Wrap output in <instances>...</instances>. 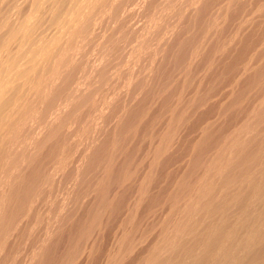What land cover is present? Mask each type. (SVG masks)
Listing matches in <instances>:
<instances>
[{"label": "rangeland", "instance_id": "374dc122", "mask_svg": "<svg viewBox=\"0 0 264 264\" xmlns=\"http://www.w3.org/2000/svg\"><path fill=\"white\" fill-rule=\"evenodd\" d=\"M128 1L129 2L127 4V0H119L117 5L118 7L120 4L118 7L119 9H116V12H114V15L116 16L113 19L116 21L119 20L121 24L118 22V26L117 22L115 23L112 17H109L111 20L108 18L109 20L107 21L110 22L113 20V22H103L101 24L102 26H99L100 29L105 27L104 24L107 23V30H110L107 31L106 27L103 28L104 30L102 29L99 32L103 39L101 38L97 44H94L96 48L94 45L90 47L94 50V54L96 53V55H94L90 49V53L92 55L87 53L88 58H86L87 56L83 58L82 61L85 62L80 63L82 65H80L78 69L79 72L78 70L77 72L76 70L73 71L76 74L79 73L80 76H77L79 74L76 75L72 73L73 75H71L70 78L75 80L78 77V79H76L78 81L77 83L80 82V84H82L81 87L79 86L78 88V84H72L71 81L73 80L70 79L67 89L72 87L74 89L72 88L70 89L71 92L69 90L67 92L73 93L72 97L74 100H76L74 101L68 96L66 93L67 89L64 90L65 87L63 88V86H65L64 84L60 88L61 90H64H62L63 92L60 93H65L63 94L64 99L67 98L65 96L66 94L68 98H70L69 100L68 98L65 99V101L67 100V103L69 101L68 105L69 107L71 106L70 110H75L74 113H72L73 111H68L69 113H67V111L65 112L64 110L67 107L64 108L63 106H67V103H65V101L63 102L64 99L62 98L63 105L60 102L62 95L58 94L60 97L58 98L60 100L57 99L56 105H61L57 107H61L63 105L61 107V112L64 113L65 116L67 115V117L71 113V116L68 117V123L66 122L67 119H63L65 117L63 115L62 121H60L61 123H59V121H53L52 125L56 124V126L54 125L52 127V121L48 123L49 127L51 126L50 129L56 128L58 132L56 130H50L48 124H45L46 126L43 125L44 127L42 128L41 125L38 130L35 129V133L31 136L32 138L30 137V141H32L35 136L36 138L38 136V140L41 142L38 140L37 141L39 143L43 142V145H40L42 147L36 149V146L40 147L38 144L34 147V145L38 143L35 138L34 142L36 143L34 145L31 144L33 142L30 143L35 149L30 147L28 139L26 142L24 141L25 143L21 149L22 151L24 150V154L26 153L25 156L31 151L28 150L27 147H29V149L31 148L33 152H31L32 155L28 153V155L30 154L32 157L27 155L26 159L25 156L23 158L25 162H28L29 160L30 163L26 162L27 165H25V162L22 161L21 166H19V169L21 170L16 169L17 172H14V175L12 176L13 180L10 178L12 181L8 179V181H11H9L10 183H8L7 180H0L2 182L0 183V201H2L0 202V216L4 217L3 219L0 217L2 220V223H0V264H155L157 261V264H160V258L159 260L157 258L161 257V259L163 258L162 261H164L169 253L167 248L171 249H168L171 251V255L169 253V256L172 257L173 254L174 257L172 258L175 259H173L174 263L171 261L172 259L168 257L165 259L166 262L164 261V263L161 261V264H168L169 261H171L172 264H180V262L181 264H185L189 260L188 254L190 251L200 252L201 250V252H203V247L201 246H203V242H206L207 240H200L202 243H198V241L196 243L195 240H187L189 243L181 240L178 241V237L175 238L176 234H178V230L180 229L181 231H184V229L188 230L189 228L191 231H196L195 234L200 238V236L203 235L201 233L203 231V225H205L204 219L206 218L208 222H210V219H208L210 214L207 215L208 217L203 215L205 217L203 219L198 211H196L198 207H201L204 204V206L206 205L205 208L208 207L207 209L210 210L212 209L211 206L216 204H213V202H221L228 198V193L226 192L228 190H226V188L221 189L223 193L220 190L219 192L217 191V189L220 188L219 185H221V179L217 178V180L220 179L219 182L213 179L215 177H219L215 172L219 168L218 165H220V167L222 166V169H227V171L230 172L233 168H229L230 164L235 163L239 166V164L236 162L237 159L241 160L242 158L248 157L249 159H247L250 160L253 157L254 161H259V157L261 158L262 155V157H264V113H262V111H264V0H131L132 2H136V4H133L130 2V0ZM132 5L136 6L132 7ZM125 9L128 10L126 11ZM132 9H134V11ZM125 11L128 12V14ZM123 13H126L127 16L125 14L123 15ZM112 24H117V28L115 25L112 26ZM99 30L97 29V31ZM115 31H121L119 33L122 35H118V33H115ZM126 31L127 33H124ZM103 34H105V36H103ZM153 34L154 36H152ZM135 38L137 39L136 41ZM158 39L160 40L159 43L161 42L160 44L155 42L158 41ZM127 41L131 42V44ZM110 42H113V45ZM155 43L158 44L159 49L158 47L154 46L156 45ZM110 44L112 48L110 47ZM132 44L135 46L130 47ZM104 45L105 49H103ZM152 45L154 48H151ZM99 46H101V49L104 51H107L108 55H110L111 51L113 50L111 55L114 59L115 57L117 58V60L114 61V63L117 62V64L115 63L116 66L112 61L114 59L111 57V55L110 57L105 55L107 52L104 53L102 51L104 54H102L104 59L102 56H100L101 54ZM114 46V49L117 51H114ZM136 46L140 52H142V49L144 54L138 52L139 50L136 49ZM106 47H109L111 51ZM149 47L157 54L154 52L151 53ZM155 47L157 48V51ZM132 48H135L137 51L135 49L134 50L137 53L132 50ZM97 49L99 51L98 53L96 52ZM126 50L128 51L127 53ZM129 50L132 51L129 52ZM85 52H89V50L86 49ZM127 54H129L130 57L129 55L127 56ZM97 55L98 57L100 56L99 58H102L103 61L109 60L108 62H112L111 65L113 66L108 67L110 63L108 64L107 61L105 63L99 58H96L97 60L94 59L97 57ZM144 55L145 57H143ZM89 56H92V59ZM134 56L137 60H134ZM136 56L139 57V60L141 61H139ZM118 58H122L121 61H118L120 60ZM130 58L133 60L131 61ZM89 59L94 62L90 63L91 61H89ZM99 60L101 63L103 62V64H107V70L104 68L105 65L99 64ZM129 60L131 65H128L127 63ZM136 61L139 62V64H137ZM96 62H98L97 64L99 66L96 64ZM93 64L96 65L99 72L96 70L95 65L92 66ZM117 65L119 68L121 67L120 69H122L123 72L119 68H116L118 67ZM89 66L94 70L89 68ZM128 66L129 68L131 66L129 71L132 72V74L127 72L129 69ZM87 68L91 69L92 71H89ZM111 68H116V71L113 69L115 72H117L119 69V73L122 72L131 76L134 75V78L137 74L136 77H139L135 80L131 76L129 78V75H127V79L126 75L124 76V74L121 77L120 75H122V73H116L115 75H112L114 71ZM80 70H82L84 75L80 72ZM85 71H89L91 73L90 75L89 72H87V75L89 74L92 80L89 79V75L87 78ZM103 72L108 73L104 74ZM95 75H97L98 78ZM83 76L85 79L90 80L89 82L91 86H89V82L85 79H83L85 80V83H83L84 81L81 80ZM97 79H102L103 81L101 82L103 83L105 79L108 80V82L105 80L107 83L104 84H109L110 81H116L121 86L117 85L116 82V85H112L110 82V86L108 85L109 88L107 85L105 87L103 83L102 85L104 86H101V82H97ZM125 79L129 80V82ZM91 81L97 82L100 86L97 83V85H94V82L91 83ZM83 84H85L84 86L86 88L88 86L89 87L86 89ZM122 84L124 85L123 89L121 88ZM93 86H99V91L96 92L98 89H94ZM117 86H120L121 90L126 89V91L124 90L121 93L119 91L120 88ZM101 87H104V89ZM77 88L83 89H80L79 91ZM89 88H92L90 90H92L93 94L92 92H89ZM116 88H119V90L116 91ZM60 89L59 91L61 92ZM108 89H113L114 92H116V95L111 90L110 95L113 97L110 96L109 93H105L106 96H104L103 91L110 92ZM72 90L78 92L75 93ZM83 91L87 95L89 93L90 94L87 96L83 93ZM133 91H135V94H132ZM80 92L83 94L81 95ZM94 92H96L97 95ZM100 93L101 98L103 96L104 99L108 100L107 103H109L110 106L106 103V100L103 98V100L98 98L100 97ZM94 94L98 97L94 98ZM92 95L94 97H92ZM80 96H82L83 102L85 101L88 107L86 105L84 107L83 105H81L82 107L80 106V104H83V102H80L82 101L81 98H79ZM86 96L89 99V102L87 101ZM89 96L91 99H96L95 101L96 103L98 102V105L95 103V101L94 103L96 105L92 103L93 100L91 101ZM113 98L117 101L114 100L113 102ZM72 100L75 102V104L70 102ZM70 103L72 105H70ZM101 103H103L102 106L99 105ZM104 104H106L107 107H105ZM94 105L96 109H94ZM76 106H79L78 109ZM97 106H100L101 111ZM80 114L83 116L81 117L82 120L79 118ZM92 114L94 115L92 116ZM101 114L103 117H106V119H103ZM76 117L77 120L75 119ZM100 117H102L104 121L101 120ZM87 118L92 121L95 118V122L99 118L100 122H96V125L94 124L95 126H98L104 122L105 125L102 124L100 125L101 128L97 127L96 129V127L93 125L94 121L92 123V121L87 120ZM63 121L64 123L66 122V124H62ZM73 121L74 124L72 125L71 123H73ZM75 122L77 123L76 125ZM60 124H62V127L67 125L68 128L66 127V129H64L65 127L62 128ZM80 124H83V126ZM74 125L75 127H73ZM57 126L60 130L57 128ZM78 127L82 130H77ZM93 127H95L94 129L96 130H94ZM43 128L47 129L48 132ZM42 130L45 131V133L47 132L46 137ZM83 130H85V132ZM251 130L253 131L251 132ZM49 131L50 133L53 131V133L50 134ZM75 131L78 133V136L75 134ZM89 132L91 133V139L93 138L92 141L89 137ZM92 132H94V135ZM234 132L237 135H235ZM70 133H74V136L76 135L74 139L72 138L73 135H71L72 137L70 136ZM233 135L237 136V139ZM128 136H131L132 138H129ZM226 137H230L229 140L231 142L229 140L226 142V139H228ZM75 140L78 141V144ZM235 140H237L236 143ZM240 141H242V143H240ZM70 142L72 143V146L74 145V147H70ZM237 142H239L240 145ZM26 143L27 146H25ZM65 143L68 144L67 147ZM231 143L233 145H231ZM60 144L63 145V147ZM225 145H230V147H228L230 149L231 146H236L234 147L236 150L232 148L231 151H228L229 149H227ZM222 148L224 153H221L220 149ZM64 150L68 152V155L70 152V156L73 159L72 161L70 156H68L69 158L65 157L67 154H63ZM35 151L37 153H35ZM60 151L62 152V157L60 155L59 158L58 154L61 153ZM114 151L117 152L115 153ZM219 152L221 153L220 155ZM256 153H258L260 156H257L258 154L256 155ZM218 155L221 157L219 158ZM237 155H240V157ZM230 156L234 157L232 158L233 160ZM256 156L258 158H256ZM38 158L40 160H38ZM62 158H64L65 161L69 159L67 160V162H69H64ZM226 158L228 160H225ZM58 159L62 165L58 162ZM23 162L25 166L23 165ZM63 163H65V165ZM209 164L210 168L213 165L216 166L215 168L213 166L211 169L213 171L210 170ZM224 164L226 165V168ZM30 167H32V169ZM206 169L208 171H206ZM238 169H235L234 171L236 172ZM234 171L232 170V173L230 172L232 176L234 175L233 173H235ZM208 172L214 173L209 175ZM54 177H56V180ZM15 178L18 179L16 180ZM206 178L207 184L205 183ZM211 178L213 180L212 182L209 180ZM198 180L201 182L199 183ZM6 181L8 183L7 185ZM213 182L215 186L211 184ZM216 182L219 183V185ZM2 184L4 185L3 188ZM202 184H204L206 190L211 189L212 194V190H214V188L218 185V188L214 190L216 191L214 193V200V194L212 195L211 201H208L209 199L206 197L207 193L204 194V192L200 191L204 187ZM208 184H210V186H208ZM201 186L203 187L201 188ZM199 187L201 189H199ZM224 189L226 191H224ZM198 190L201 192V194L198 193ZM224 192H226L227 195L226 193L224 194ZM184 196L187 198L182 199ZM193 196L195 199H193ZM191 197L192 200H195V203L192 202ZM204 197L205 202L203 199ZM206 201L209 204L206 203ZM176 202H178V204ZM190 202L195 205L193 206V204ZM184 204L188 206L185 207ZM191 208L192 211L190 215ZM195 211L197 214H194ZM188 212L189 214L187 215L186 213ZM261 212L262 210H259L260 214ZM192 213L194 216L196 215L194 218L200 216V218L203 219V222L200 220V218L186 220L193 217ZM183 221L187 224L182 223ZM213 226L215 225L213 224ZM213 226H210L211 229ZM174 229L177 231H174ZM181 231L179 233H181ZM171 235L175 239L172 238ZM243 235L240 237L242 238L245 236ZM168 237H170L171 240L168 239ZM46 238L47 240H45ZM241 238H238L237 240H240ZM177 241L179 244L176 243ZM163 243H167V245L169 244L168 247ZM181 243H185L183 244L185 246H183ZM177 244L182 248H180ZM200 244L201 246L199 247ZM160 245H164L165 248ZM171 245H173V247H177L172 248ZM160 247H163L164 249L162 248L161 251ZM159 248L160 250H158ZM177 248L179 250H177ZM164 250L166 251L164 252ZM172 250L180 252L179 254V252L177 253L175 251L177 255L179 254V262L177 261L178 256L175 257L176 255H174ZM155 251L162 253H160V255ZM165 253L166 256L164 255ZM151 259L154 260L149 262ZM180 259L182 261H180Z\"/></svg>", "mask_w": 264, "mask_h": 264}, {"label": "bare ground", "instance_id": "6f19581e", "mask_svg": "<svg viewBox=\"0 0 264 264\" xmlns=\"http://www.w3.org/2000/svg\"><path fill=\"white\" fill-rule=\"evenodd\" d=\"M145 1V0H144ZM164 1V0H163ZM118 2H119V0H0V180L2 181V180H7L8 181V179H12V176L14 175V172H17V170L19 169V166H21V162L22 161H24V156H25V154L23 153V151H22V147H23V144L26 142V140L28 139L29 140V145H30V147H32L36 142H34V140L36 139V141L38 140V136H37V138H36V136L33 138V140L32 141H30L31 140V136L35 133V129H39V127L41 126V128L42 127H44V126H46L45 124H48L50 121H52L51 122V125L53 124V121H59V123H61L60 121H62V118H63V115L65 116V114L64 113H62L61 111H62V109H61V107L64 105L63 103H62V100L64 99V97H63V94H65V93H63V94H60V93H62L65 89H67L68 88V86H69V81H70V79H72V78H70L71 77V75H73L72 73H74L73 71L74 70H76V72H77V70L79 69V67H80V65H82V64H80V63H82V62H85V61H82L83 60V58L85 57V56H87V53H90L91 51H90V49L92 50V53L94 54V50L92 49V48H90L92 45H94V44H97L98 43V41L102 38V35L99 33L103 28H105L106 27V24L107 23H105L104 25H105V27H102V29H100V25L103 23V22H105V21H107V20H109L111 17H112V19L113 18H115V16L116 15H114V12H116V9H119L118 7L120 6V4H119V6L117 7V5H118ZM126 2V1H125ZM128 0H127V4H128ZM130 2H132L131 0H130ZM168 2V1H167ZM188 2V1H187ZM124 3V2H123ZM122 3V4H123ZM133 4H136V2H132ZM164 3V2H163ZM172 3V2H171ZM125 4V3H124ZM165 4V3H164ZM162 5V4H161ZM167 5V4H166ZM126 6V5H125ZM134 5H132V7H133ZM136 6V5H135ZM134 6V7H135ZM171 6V5H170ZM174 6V5H173ZM177 6V5H176ZM190 6V5H189ZM117 7V8H116ZM123 7H124V5H123ZM186 7V6H185ZM126 8H127V6H126ZM164 8V7H163ZM173 8V7H172ZM129 9V8H128ZM127 9V10H128ZM126 10V9H125ZM126 10V11H127ZM129 10H131V9H129ZM133 11H134V9H132ZM155 10V9H154ZM174 10V9H173ZM181 10V9H180ZM264 10V9H263ZM125 11V12H126ZM148 11V10H147ZM159 11V10H158ZM120 12V11H119ZM123 12V11H122ZM121 12V13H122ZM131 12V11H130ZM174 12V11H173ZM258 12V11H257ZM121 13H118V14H121ZM127 14H128V12H126ZM126 13H123V15L125 14L126 15ZM132 13V12H131ZM157 13V12H156ZM162 13V12H161ZM158 14V13H157ZM110 15V16H109ZM112 15V16H111ZM137 15V14H136ZM177 15V14H176ZM205 15V14H204ZM127 16V15H126ZM110 17V18H109ZM109 18V19H108ZM141 18V17H140ZM147 18V17H146ZM152 18V17H151ZM162 18V17H161ZM174 18V17H173ZM177 18V17H176ZM167 19V18H166ZM111 20V19H110ZM114 20V19H113ZM113 20L112 21H107L108 23H111V22H113ZM129 20V19H128ZM115 21V23L117 22V24H118V22H119V20H114ZM132 21V20H131ZM152 21V20H151ZM170 21V20H169ZM129 22V21H128ZM150 22V21H149ZM156 22H157V20H156ZM120 23V22H119ZM152 23H153V21H152ZM116 24V25H117ZM121 24V23H120ZM134 24V23H133ZM154 24V23H153ZM157 24H158V22H157ZM169 24V23H168ZM215 24V23H214ZM103 25V26H104ZM115 24H112V26H114ZM116 25H115V27H116ZM126 25V24H125ZM124 25V26H125ZM162 25H164V24H162ZM102 26V25H101ZM111 26V25H110ZM118 26H119V24H118ZM122 26V25H121ZM148 26V25H147ZM151 26V25H150ZM107 28L108 27H106V30H107ZM117 28V27H116ZM116 28H114V29H116ZM127 28V27H126ZM156 28V27H155ZM158 28V27H157ZM162 28V27H161ZM97 29L99 30V31H97ZM121 29H122V27H121ZM146 29H147V27H146ZM202 29V28H201ZM104 30V29H103ZM108 30H110V29H108ZM107 30V31H108ZM145 30V29H144ZM148 30V29H147ZM151 30V29H150ZM154 30V29H153ZM117 31H118V29H117ZM117 31H115V33L117 32ZM135 31V30H134ZM142 31V30H141ZM209 31V30H208ZM103 32V31H102ZM119 32H121V31H119ZM119 32H117L118 33V35L119 34H121V33H119ZM124 33H127V31L126 32H124ZM148 33H150V32H148ZM168 33V32H167ZM206 33V32H205ZM170 34V33H169ZM192 34V33H191ZM122 35V34H121ZM121 35H120V38H121ZM129 35V34H128ZM134 35V34H133ZM158 35V34H157ZM161 35H165V34H161ZM103 36H105V34H103ZM111 36H113V35H111ZM126 36V35H125ZM150 36H151V34H150ZM150 36H148V37H150ZM152 36H154V34L152 35ZM156 36V35H155ZM159 36V35H158ZM119 37V36H118ZM129 37V36H128ZM141 38V37H140ZM160 38H161V36H160ZM163 38V37H162ZM166 38V37H165ZM103 39V38H102ZM123 39H124V37H123ZM128 39H130V38H128ZM127 39V40H128ZM204 39V38H203ZM121 40V39H120ZM125 40V39H124ZM123 40V41H124ZM134 40V39H133ZM137 39L135 38V41H136ZM109 41V40H108ZM130 41V40H129ZM129 41H127L128 43H130L131 44V42H129ZM134 41V42H135ZM140 41V40H139ZM154 41V40H153ZM152 41V42H153ZM159 39H158V41H155V42H158L159 43ZM161 41H162V39H161ZM230 41V40H229ZM107 42V41H106ZM118 42V41H117ZM141 42V41H140ZM151 42V43H152ZM102 43H104V42H102ZM102 43H101V45H102ZM111 43V42H110ZM113 43V42H112ZM111 43V44H112ZM120 43V42H119ZM127 43V44H128ZM133 43V42H132ZM136 43V42H135ZM134 43V44H135ZM137 43H139V42H137ZM148 43V42H147ZM161 43V42H160ZM159 43V44H160ZM163 43H164V41H163ZM198 43V42H197ZM111 44H110V47L112 48V46H111ZM134 44H132V46H130V47H133V46H135ZM143 44V43H142ZM156 44V43H155ZM113 45V44H112ZM121 45V44H120ZM154 45V44H153ZM151 46V48H154V46H156V47H158V49H159V46H158V44H156V45H154V46ZM162 45V44H161ZM246 45V44H245ZM95 46V45H94ZM93 46V47H94ZM107 46H108V44H107ZM138 46V45H137ZM137 46H136V49H137ZM150 46V45H149ZM204 46V45H203ZM126 47V46H125ZM155 47V48H156ZM95 48H96V46H95ZM97 48H98V46H97ZM106 48H108L110 51H111V49L109 48V47H106ZM115 48V46L113 47V49ZM117 48V47H116ZM123 48V47H122ZM129 48V47H128ZM143 48H144V45H143ZM150 48V47H149ZM148 48V49H149ZM151 48H150V50H151ZM199 48V47H198ZM207 48V47H206ZM86 49H88L89 50V52H85L86 51ZM99 49H100V56H102V51L104 52V53H106L107 51H104L103 49H105V45H104V48L103 49H101V46H99ZM135 49V48H134ZM133 48H132V50H134ZM135 49V50H136ZM147 49V50H148ZM107 50V49H106ZM125 50V49H124ZM132 50H129V52H131ZM134 50V51H135ZM137 50H139V49H137ZM136 50V51H137ZM146 50V51H147ZM149 50V51H150ZM199 50V49H198ZM110 51H109V53H110ZM114 51H117L116 49H114ZM133 51V52H134ZM135 51V52H136ZM141 51L142 52H140V50L138 51V52H140V53H142V54H144V52H143V50L141 49ZM144 51H145V49H144ZM156 51H157V48H156ZM97 53L99 52L98 51V49H97V51H96ZM112 52H113V50L111 51V54H112ZM128 51L126 50V53H127ZM132 52V53H133ZM152 52H154V51H152L151 50V53ZM115 53V52H114ZM124 53H125V51H124ZM137 53V52H136ZM135 53V54H136ZM149 53V52H148ZM154 53H156V52H154ZM110 54V55H111ZM130 54V53H129ZM129 54H127V56L129 55ZM157 54V53H156ZM159 54V53H158ZM194 54V53H193ZM89 55V54H88ZM90 55H92L91 53H90ZM94 55H96V53L94 54ZM104 55V54H103ZM106 56H109L110 57V55H108V52L105 54ZM115 55V54H114ZM120 55V54H119ZM131 55V54H130ZM130 55H129V57H130ZM133 55H134V53H133ZM146 55V54H145ZM145 55L143 56V57H145ZM149 55V54H148ZM152 55V54H151ZM99 56V57H100ZM105 56V57H106ZM117 56V55H116ZM138 56V55H137ZM136 56V58H138V60L140 59L139 57H137ZM156 56V55H155ZM162 56V55H161ZM90 57V56H89ZM98 57V55H97V57H95L94 58V56H93V58L94 59H98L99 58ZM103 57V56H102ZM109 57H108V59H109ZM111 57H112V55H111ZM118 57V56H117ZM143 57H142V59H143ZM147 57V56H146ZM152 57V56H151ZM194 57V56H193ZM86 58H88V56L86 57ZM91 59H92V56L90 57ZM107 58V57H106ZM105 58V59H106ZM113 58V57H112ZM111 58V59H112ZM132 58V57H131ZM130 58V59H131ZM153 58V57H152ZM96 59V60H97ZM101 61H103V59H104V57H103V59L102 58H99ZM114 59V58H113ZM118 59H120V58H118ZM122 59V58H121ZM121 59L120 60H118V61H121ZM146 59V58H145ZM189 59V58H188ZM193 59V58H192ZM99 60V61H100ZM115 60H117V58L115 57V59L114 60H112L113 61V63H114V61ZM133 59H131V61H132ZM134 60H137V59H135V56H134ZM147 60V59H146ZM154 60V59H153ZM88 61V60H87ZM89 61H91L90 63H93L92 62V60H90L89 59ZM101 61H100V63L99 64H102V65H105V69L107 70L108 69V67L109 66H113V65H111V63L110 62H108L107 60V62H108V67H106L107 66V64H105L106 63V61H103V62H105L104 64H103V62L101 63ZM111 61V60H110ZM139 61H141V60H139ZM151 61V60H150ZM230 61V60H229ZM263 61V60H262ZM137 62V61H136ZM185 62V61H184ZM98 62H96V64H97ZM116 64H117V62H115ZM114 63V64H115ZM122 63H123V61H122ZM121 63V64H122ZM125 63V62H124ZM128 63V65L131 63L130 62V60H129V62H127ZM132 63H135V62H132ZM141 63V62H140ZM116 64H115V66H116ZM137 64H139V62H137ZM95 64H93L92 66H94ZM98 65V64H97ZM124 65V64H123ZM122 65V66H123ZM131 65V64H130ZM84 66V65H83ZM99 66V65H98ZM114 66V67H115ZM118 66V65H117ZM119 66H120V64H119ZM119 66L118 67H116V68H119ZM126 66V65H125ZM82 67V66H81ZM87 67V66H86ZM101 67V66H100ZM89 68H91L90 66H89ZM89 68H87V69H89ZM95 68H96V70H97V67H96V65H95ZM116 68H113L115 71H116ZM121 68V67H120ZM119 68V69H120ZM123 68V67H122ZM128 68H129V66H128ZM130 68H131V66H130ZM130 68L127 70V72H130L129 70H130ZM189 68V67H188ZM85 69V68H84ZM86 69V70H87ZM92 69V68H91ZM91 69H89V71L91 70ZM101 69H103V68H101ZM101 69H99V70H101ZM104 69V70H105ZM112 69V68H111ZM110 69V70H111ZM112 69V70H113ZM118 69V71H122V69H120L119 70ZM133 69V68H132ZM83 70V69H82ZM82 70H80V72L82 73ZM92 70H94V69H92ZM91 70V71H92ZM95 70V71H96ZM103 70V71H104ZM113 70V71H114ZM125 70V69H124ZM144 70V69H143ZM189 70V69H188ZM89 71H87V72H89ZM98 71V70H97ZM112 71V72H113ZM114 71V73L112 74V75H115L116 73L118 74L119 72L117 71V72H115ZM133 71V70H132ZM136 71V70H135ZM78 72H79V70H78ZM83 72H84V70H83ZM87 72L85 71V74H86V76H87V78H88V75L90 74L91 75V73L89 72V74L87 75ZM99 72V71H98ZM98 72H97V74H98ZM110 72V71H109ZM123 72V71H122ZM121 72V73H122ZM134 72V71H133ZM144 72V71H143ZM191 72V71H190ZM94 73V72H93ZM104 74H107L108 72H103ZM121 73H119V74H121ZM135 73V72H134ZM146 73V72H145ZM144 73V74H145ZM74 74H76V73H74ZM77 74H79V73H77ZM76 74V75H77ZM83 74V73H82ZM81 74V75H82ZM95 74H96V72H95ZM102 74V73H101ZM111 74H110V76H111ZM123 74L124 73H122V75H120L121 77L123 76ZM129 74H132V72H130ZM129 74H124V76L126 75V79L128 78V76L127 75H129ZM208 74V73H207ZM84 75V74H83ZM90 75H89V79H91L92 80V78L90 77ZM92 75H94V74H92ZM109 75V74H108ZM107 75V76H108ZM137 75V74H136ZM136 75H135V78H134V75H129V78H130V76L131 77H133L135 80L139 77V76H137L136 77ZM142 75V74H141ZM181 75V74H180ZM77 76H80V74L79 75H77ZM95 76H97V75H95ZM119 76V75H118ZM185 76V75H184ZM73 77V76H72ZM120 77V78H121ZM168 77V76H167ZM170 77V76H169ZM74 78H75V76H74ZM80 78V77H79ZM95 78V77H94ZM97 78H98V76H97ZM124 78V77H123ZM76 79H78V77L76 78ZM73 80V81H71L72 82V84H74V83H77L78 81L77 80ZM83 79H85L84 78V76H83V78L81 79V80H83ZM99 79H100V77H99ZM125 79V80H126ZM143 79V78H142ZM80 80V79H79ZM86 81H90V80H88V79H85ZM85 80H83L84 82L83 83H85ZM98 80V79H97ZM106 80V79H105ZM105 80H104V83H107L108 82V80H106L107 82H105ZM262 80V79H261ZM75 81V82H74ZM101 82V81H103L102 79L101 80H98L97 82ZM126 81H128L129 82V80H126ZM134 81V80H133ZM133 81H132V83H133ZM142 81V80H141ZM184 81V80H183ZM255 81V80H254ZM259 81V80H258ZM87 82V83H88ZM94 82V85L97 83V82H95V81H93ZM92 81H91V83H93ZM111 82V84L113 85V84H115V82H113V81H110ZM110 82H109V84H110ZM123 82H125V81H123ZM260 82V81H259ZM262 82V81H261ZM102 83L103 82H101L100 83V85L101 86H104L105 85V87H106V85H107V87L109 88V84H104V85H102ZM117 83V85H120V84H118V82H116ZM140 83H142V82H140ZM145 83V82H144ZM65 85V86H63V88H64V90L62 91L60 88L62 87V85ZM78 84V88H79V86L81 87V84H80V82L79 83H77ZM80 84V85H79ZM89 84H90V82H89ZM98 84V83H97ZM96 84V85H97ZM143 84V83H142ZM190 84V83H189ZM71 85V84H70ZM74 85H76V84H74ZM73 85V86H74ZM85 84H83V86H84ZM88 85V84H87ZM93 85V84H92ZM99 85V84H98ZM99 85V86H100ZM109 85V86H108ZM116 85V84H115ZM125 85H126V83H125ZM128 85H129V83H128ZM135 85H138V84H135ZM258 85V84H257ZM82 86V87H83ZM89 86H91V84L89 85ZM88 86V87H89ZM99 86H93V88L95 89V88H97L98 89V87ZM121 86V85H120ZM120 86H117V87H119L120 88ZM123 84H122V89H123ZM127 86V85H126ZM125 86V87H126ZM134 86V85H133ZM132 86V87H133ZM145 86V85H144ZM74 87H76V86H74ZM85 87V86H84ZM83 87V88H84ZM87 87V88H88ZM114 87V86H113ZM134 87H136V86H134ZM138 87V86H137ZM73 88V87H72ZM72 88H69V89H67L66 90V93L68 94V96L70 97V98H72L73 99V93H70L71 91H70V89H72ZM77 88V90H79L80 91V89H83V88H80V89H78ZM86 88V87H85ZM86 88V89H87ZM102 88V87H101ZM112 88V87H111ZM119 88L117 89L116 88V91H118L119 90ZM121 88H120V92L122 93V91H126V89H124V90H121ZM188 88V87H187ZM59 89L61 90V92L59 91ZM74 89V88H73ZM90 89H92V88H89L88 90H90ZM99 89H100V87H99ZM99 89L96 91V92H98L99 91ZM102 89H104V87L102 88ZM107 89V88H106ZM129 89V88H128ZM127 89V90H128ZM138 89V88H137ZM70 91V92H67V91ZM109 90V89H108ZM112 90V92H114V90L113 89H111ZM111 90H109L110 92H106V91H103V95L104 96H106L105 95V93H109V95H110V93H111ZM139 90V89H138ZM72 91H74V90H72ZM86 91V90H85ZM93 91H95V90H93ZM100 91H102V90H100ZM130 91V90H129ZM128 91V92H129ZM140 91H141V88H140ZM144 91V90H143ZM167 91V90H166ZM174 91V90H173ZM208 91V90H207ZM75 92V91H74ZM76 92H78V91H76ZM75 92V93H76ZM87 92V91H86ZM90 93L92 92V90H90L89 91ZM96 92H94V93H96ZM135 91H133V93L132 92H130V93H132V94H135L134 93ZM194 92V91H193ZM264 92V91H263ZM74 93V94H75ZM81 93V92H80ZM83 93H84V91H83ZM83 93H81V95L83 94ZM88 93V92H87ZM89 93V94H90ZM102 93V92H101ZM101 93H100V97H98V96H96L97 95V93H96V95H95V97L92 95V97H94V98H96V97H98L99 99L101 98ZM125 93V92H124ZM164 93V92H163ZM177 93V92H176ZM187 93V92H186ZM58 94L59 95H62L61 96V98L58 96ZM67 94L65 95L67 98H68V96H67ZM70 94V95H69ZM85 95H87L86 93H84ZM88 94V95H89ZM92 94H93V92H92ZM114 94L116 95V92H114ZM126 94H127V92H126ZM148 94V93H147ZM78 95V94H77ZM87 95V96H88ZM99 95V94H98ZM107 95L108 97H110V96H112V95ZM114 95V96H115ZM119 95H121V94H119ZM79 96V95H78ZM87 96H86V98H87ZM91 96V95H90ZM89 96V98L91 99V97ZM241 96V95H240ZM239 96V97H240ZM61 99H59V98ZM75 97V96H74ZM107 97V98H108ZM113 97V96H112ZM119 97V96H118ZM63 98V99H62ZM67 98H65V99H67ZM70 98H68V100L70 99ZM79 98H81V100H82V96H80ZM84 98V97H83ZM85 98V99H86ZM102 98H103V96H102ZM101 98V100H103ZM117 98V97H116ZM57 99H59L60 100V102L63 104L61 107H57V106H59V105H61V104H57L56 105V102H57ZM65 99L63 100V102L65 101ZM108 99H110V98H108ZM123 99V98H122ZM132 99V98H131ZM176 99V98H175ZM189 99V98H188ZM251 99V98H250ZM74 100V99H73ZM73 100L72 101H70L71 103L73 102ZM76 100V99H75ZM74 100V101H75ZM93 100V102L92 103H94V101L96 100V99H91V101ZM98 100V99H97ZM104 100H106V99H104ZM112 100V99H111ZM114 98H113V102H114ZM126 100V99H125ZM80 101V100H79ZM87 101L89 102V99L87 98ZM91 101H90V103H91ZM100 101V100H99ZM110 101V100H109ZM115 101H117V100H115ZM198 101V100H197ZM243 101V100H242ZM60 102H58V103H60ZM80 102H83V100L82 101H80ZM88 102H87V104H88ZM108 102V100H106V103ZM146 102V101H145ZM186 102V101H185ZM194 102V101H193ZM65 103H67V100L65 101ZM68 103H69V101H68ZM68 103H67V106H63L64 108L65 107H67V108H65V112L67 111V113H69L68 111H73V110H70L71 108V106L69 107V105H68ZM70 103V105H72ZM74 104H75V102H73ZM79 103V102H78ZM95 103H96V101H95ZM94 103V104H95ZM98 103V102H97ZM96 103V104H97ZM100 103V102H99ZM122 103V102H121ZM120 103V104H121ZM151 103V102H150ZM208 103V102H207ZM238 103V102H237ZM73 104V105H74ZM80 104V103H79ZM95 104V105H96ZM108 105H109V103H107ZM133 104V103H132ZM260 104V103H259ZM81 105H83V107L86 105V103H85V101L83 102V104H80V106ZM95 105H94V109H96V107H95ZM98 105V104H97ZM99 105H103V103H101V104H99ZM105 105V107H107L106 106V104H104ZM236 105V104H235ZM87 106V105H86ZM110 106V105H109ZM119 106V105H118ZM255 106V105H254ZM264 106V105H263ZM263 106H261V107H263ZM73 107V106H72ZM77 107V106H76ZM79 107V106H78ZM78 107H77V109H78ZM82 107V106H81ZM81 107H80V109H81ZM88 107V106H87ZM92 107H93V105H92ZM91 107V108H92ZM98 108H100V106H97ZM69 108V109H68ZM97 108V109H98ZM109 108V107H108ZM111 108V107H110ZM123 108V107H122ZM128 108V107H127ZM194 108V107H193ZM73 109V108H72ZM76 109V108H75ZM77 109H76V111H77ZM84 109V108H83ZM90 109V108H89ZM93 109V108H92ZM93 109V110H94ZM102 109H103V107H102ZM176 109V108H175ZM262 109V108H261ZM84 110H86V109H84ZM100 111H101V108L99 109ZM105 110V109H104ZM113 110V109H112ZM184 110V109H183ZM233 110V109H232ZM75 111V110H74ZM74 111L72 112V113H74ZM97 111V110H96ZM103 111V110H102ZM117 111V110H116ZM121 111V110H120ZM163 111V110H162ZM104 112V111H103ZM105 112H107V111H105ZM177 112V111H176ZM227 112V111H226ZM251 113V112H250ZM262 113H264V111H262ZM71 114V113H70ZM68 115V117L69 116H71V115ZM77 114V113H76ZM105 114H107V113H105ZM73 115V114H72ZM82 114H80L78 117L79 118H81V117H83V116H81ZM94 114H92V116H93ZM98 115V114H97ZM104 115V114H103ZM131 115V114H130ZM175 115H176V113H175ZM249 115V114H248ZM253 115V114H252ZM256 115V114H255ZM86 116V115H85ZM88 116V115H87ZM101 116H102V114H101ZM105 116V115H104ZM67 115L63 118L64 120H66V122L68 123V120H69V118L67 117ZM96 117H99V116H96ZM95 117V118H96ZM103 117V116H102ZM102 117H100L101 118V120H103V119H106V117H103V119H102ZM135 117V116H134ZM89 118V117H88ZM87 118V120H89ZM90 118H91V116H90ZM93 118V117H92ZM94 118V123H93V121L92 120H89V121H92V123H93V125L96 123V122H100V120H99V118L97 119V121L95 122V119ZM115 118V117H114ZM174 118V117H173ZM254 118V117H253ZM262 118V117H261ZM73 119V118H72ZM72 119H71V121H72ZM76 120H77V117L75 118ZM75 119H74V121H75ZM259 119V118H258ZM78 120H80V119H78ZM81 120H82V118H81ZM80 120V121H81ZM171 120V119H170ZM174 120V119H173ZM172 120V121H173ZM176 120V119H175ZM247 120V119H246ZM257 120V119H256ZM261 120V119H260ZM74 121H73V123H71L72 125L74 124ZM88 121V122H89ZM104 121V120H103ZM184 121V120H183ZM66 122L64 123V121L62 122V124L64 123V124H66ZM79 122V121H78ZM98 122V123H99ZM176 122V121H175ZM174 122V123H175ZM178 122V121H177ZM252 122H254V121H252ZM56 123V122H55ZM59 123H57V124H59ZM89 123H91V122H89ZM101 123H102V121H101ZM105 123V122H104ZM104 123H102V124H104ZM111 123V122H110ZM261 124H263L262 122H260ZM259 123V124H260ZM62 124H60L61 125V127H62ZM70 124V125H71ZM77 123L75 122V125H76ZM84 124V123H83ZM83 124L81 125V126H83ZM88 124V123H87ZM102 124H97L98 126H95L96 127V129H97V127L99 128L100 127V125H102ZM132 124V123H131ZM136 124V123H135ZM176 124H178V123H176ZM247 124H249V123H247ZM253 124V123H252ZM44 125V126H43ZM55 126H56V124H54ZM54 125H52V127L54 126ZM59 125V126H60ZM71 125V126H72ZM75 125L73 126V127H75ZM105 125V124H104ZM137 125V124H136ZM171 125L173 126V124L171 123ZM243 125V124H242ZM256 125V124H255ZM254 125V126H255ZM258 125V124H257ZM89 126H90V124H89ZM175 126V125H174ZM179 126V125H178ZM249 126V125H248ZM263 126V125H262ZM261 126V127H262ZM48 127H49V124H48ZM51 127V126H50ZM50 127H49V129H50ZM63 127H65L64 129H66V127L68 128V126L67 125H64ZM62 127V128H63ZM70 127V126H69ZM80 127V126H79ZM79 127H78V129L77 130H82L81 128L79 129ZM87 127H88V125H87ZM87 127L85 126V128L87 129ZM95 127H93V129L95 128ZM129 127V126H128ZM157 127V126H156ZM163 127V126H162ZM253 127V126H252ZM256 127V126H255ZM257 127H259V126H257ZM47 128V127H46ZM57 128L59 129V127L57 126ZM61 128V129H62ZM83 128V127H82ZM92 128V127H91ZM101 128V127H100ZM118 128V127H117ZM134 128V127H133ZM173 128V127H172ZM178 128V127H177ZM243 128H245V127H243ZM248 128V127H247ZM44 129V128H43ZM85 129V130H86ZM96 129H94V130H96ZM170 129V128H169ZM250 129H252V128H250ZM254 129V128H253ZM44 130H46L47 132H48V130L47 129H44ZM50 130H53V131H55L56 130V128H52V129H50ZM60 130V129H59ZM68 130V129H67ZM85 130H83L84 132H85ZM90 130V129H89ZM88 130V131H89ZM172 130V129H171ZM170 130V131H171ZM248 130V129H247ZM43 131V130H42ZM53 131H51V133H50V131H49V133L50 134H52L53 133ZM57 131V130H56ZM70 131V130H69ZM74 131V130H73ZM240 131V130H239ZM250 131V130H249ZM253 130H251V132H252ZM47 132L45 133V131H43V133H45L44 135H45V137H46V134H47ZM58 132V131H57ZM79 132V131H78ZM241 132V131H240ZM246 132V131H245ZM72 133V132H71ZM70 133V136L71 135H73V139H74V137L76 136H74V133L73 134H71ZM88 133V132H87ZM86 133V134H87ZM93 133V135H94V132H92ZM237 133V132H236ZM75 134H77V136H78V133H76V131H75ZM234 134H235V132H234ZM243 134V133H242ZM249 134V133H248ZM37 135V134H36ZM91 133L89 132V137H90V139H91ZM125 135V134H124ZM149 135V134H148ZM235 135H237V134H235ZM235 135H233L234 137H236V139H237V136H235ZM257 135V134H256ZM259 135H261V134H259ZM263 135V134H262ZM100 136V135H99ZM150 136V135H149ZM148 136V137H149ZM170 136V135H169ZM240 136V135H239ZM243 136V135H242ZM31 137V138H30ZM48 137V136H47ZM88 137V138H89ZM93 137V136H92ZM129 137V136H128ZM131 137V136H130ZM129 137V138H130ZM231 137V136H230ZM229 137V138H230ZM246 137V136H245ZM263 137V136H262ZM60 138V137H59ZM65 138H67V137H65ZM81 138V137H80ZM87 138V139H88ZM132 138V137H131ZM226 138H228V137H226ZM226 138H224V139H226ZM229 138L228 139H226L227 141L226 142H228V140H229ZM243 138V137H242ZM255 138V137H254ZM258 138V137H257ZM54 139H56V138H54ZM53 139V140H54ZM61 139V138H60ZM76 139V138H75ZM93 139V138H92ZM92 139H91V141H92ZM155 139V138H154ZM157 139H159V138H157ZM165 139H166V136H165ZM57 140V139H56ZM82 140V139H81ZM138 140V139H137ZM242 140H244V139H242ZM25 141V142H24ZM39 142H41L40 140H38ZM37 141V142H38ZM67 141V140H66ZM74 141V140H73ZM76 141V140H75ZM115 141V140H114ZM120 141V140H119ZM123 141V140H122ZM144 141V140H143ZM169 141V140H168ZM225 141V140H224ZM223 141V142H224ZM230 141V140H229ZM236 141L237 140H235V143H236ZM239 141V140H238ZM245 141V140H244ZM31 142H33V143H31ZM36 143L35 145H34V147L38 144V146H40V145H43L42 143ZM56 142V141H55ZM68 142V141H67ZM66 142V143H67ZM78 141H76V143H77ZM171 142V141H170ZM185 142V141H184ZM194 142V141H193ZM220 142V141H219ZM222 142V143H223ZM231 142V141H230ZM229 142V143H230ZM264 142V141H263ZM28 143V142H27ZM27 143L25 144V146H27ZM33 144L32 146H31V144ZM48 143V142H47ZM57 143V142H56ZM65 143V144H66ZM69 143V142H68ZM80 143V142H79ZM82 143V142H81ZM86 143V142H85ZM120 143V142H119ZM121 143H123V142H121ZM232 143H233V141H232ZM231 143V145H233ZM237 143H239V142H237ZM240 143H242V141H240ZM240 143H239V145H240ZM245 143V142H244ZM251 143H253V142H251ZM72 143L70 142V147L72 146L71 145ZM75 144V143H74ZM78 144V143H77ZM206 144V143H205ZM51 145V144H50ZM61 145V144H60ZM120 145V144H119ZM123 145V144H122ZM126 145V144H125ZM153 145V144H152ZM224 145V144H223ZM226 145H227V143H226ZM225 145V146H226ZM234 145H236V144H234ZM242 145H244V144H242ZM241 145V146H242ZM251 145V144H250ZM44 146H45V143H44ZM43 146V147H44ZM54 146V145H53ZM62 147H63V145H61ZM68 146V144H66V147ZM103 146V145H102ZM222 146V145H221ZM34 147H32V149L34 148ZM42 146H40V147H35L36 149H38V148H41ZM52 147V146H51ZM60 147V146H59ZM65 147V148H66ZM72 147H74V145L72 146ZM112 147V146H111ZM152 147V146H151ZM228 147H230V145L229 146H226V148L227 149H229L228 151H231V149L233 148L234 149V147H236V146H234V147H232L231 146V149L230 148H228ZM252 147V146H251ZM24 148H26V147H24ZM28 148V150H31L30 152H28V153H30L31 154V152H32V149L30 148L29 149V147H27ZM34 148V149H35ZM54 148V147H53ZM97 148V147H96ZM110 148V147H109ZM199 148V147H198ZM241 148H243V147H241ZM248 148V147H247ZM260 148V147H259ZM56 149V148H55ZM54 149V150H55ZM73 149H75V148H73ZM226 149V150H227ZM238 149V148H237ZM253 149V148H252ZM25 150H27V149H25ZM44 150V149H43ZM117 150V149H116ZM166 150V149H165ZM221 150V153L224 151L223 150V148L222 149H220ZM219 150V151H220ZM223 150V151H222ZM225 150V151H226ZM234 150H236V148L234 149ZM243 150V149H242ZM251 150V149H250ZM263 150V149H262ZM61 151H62V149H61ZM60 151V152H61ZM65 151V150H64ZM64 151H63V154H67L68 152L67 151H65V153H64ZM76 151V150H75ZM119 151V150H118ZM124 151V150H123ZM260 151V150H259ZM26 152V151H25ZM42 152V151H41ZM60 152H58V153H60ZM74 152V151H73ZM77 152H78V150H77ZM115 152V151H114ZM117 152V151H116ZM115 152V153H116ZM125 152V151H124ZM163 152V151H162ZM201 152V151H200ZM28 153H27V155H28ZM33 153V152H32ZM35 153H37L36 151H35ZM58 153H56V154H58ZM84 153V152H83ZM91 153V152H90ZM112 153H113V151H112ZM114 153V154H115ZM152 153V152H151ZM217 153V152H216ZM220 152H219V155L221 154ZM224 153V152H223ZM238 153V152H237ZM260 153V152H259ZM263 153V152H262ZM28 155V156H31V155ZM62 154V152L60 153V154H58L59 155V158H60V155ZM72 154V153H71ZM74 154V153H73ZM82 154V153H81ZM96 154H97V152H96ZM163 154V153H162ZM226 154V153H225ZM224 154V155H225ZM250 154V153H249ZM258 153H256V155H257ZM27 155L25 156V159H26V157H27ZM55 155V154H54ZM58 155H57V158H58ZM78 155V154H77ZM77 155H76V157H77ZM84 155H85V153H84ZM218 155V157L220 158L221 156H219ZM223 155V154H222ZM235 155H236V152H235ZM234 155V156H235ZM254 155V154H253ZM252 155V156H253ZM260 155H261V153H260ZM259 154L257 155V156H260ZM35 156V155H34ZM68 156H70V152H69V155L67 154L65 157H68ZM80 156V155H79ZM107 156V155H106ZM227 156H229V155H227ZM231 156H232V152H231ZM230 156V157H231ZM238 157H240V155H237ZM245 156V155H244ZM251 156V155H250ZM256 156V158H258ZM263 156V155H262ZM261 156V158L259 157V161H254L253 159V157L250 159V160H248L247 158H242L241 160H239V159H237V163L239 164V166L237 165V164H235V163H232V164H235V165H232V164H230V166H229V168L231 167H233L232 169H231V173H232V170L234 171L235 169H238V171L236 170V172L235 173H233L234 175L232 176L231 174H230V172H228L227 171V169L225 170L224 168V170L220 167V165H218L219 166V168L215 171L216 172V175L217 176H219V177H215V178H213V179H215L216 181H220V179H221V182H220V184L222 185V188H221V185H219V183H217L219 186H220V188L219 189H217L218 188V185L214 188V190H216L217 189V191L219 192V190L221 191V189H223V188H226V190H228V191H226L225 189H224V191H226L227 193H228V198L227 199H225L224 201H221V202H219V201H215V202H213V204L214 203H216L215 205H213V206H211L212 207V209H207V208H205L206 207V205L204 206V204L200 207L199 205V207H198V209L196 210V211H198V213L201 215V217H203V219L205 218L204 216H207V215H209V218L208 219H210L209 221L210 222H208V220L205 218L204 219V223H205V225H203L204 227H203V231H202V233L201 234H203V235H199L200 236V238L199 237H197L198 235H196L195 233H196V231L194 232L193 230L191 231V230H189V228H188V230H186V229H184V231L182 230H180L181 231V233H179L180 231L178 230V234H176V236H175V238H177V240L179 241V240H181V241H186V242H188L189 243V241H187V240H195V242L197 243V241H198V243L200 242V240H207L206 242H203V246H201V244L199 245V247L201 246V247H203L202 248V250H203V252H201V250H200V252H195V251H190V253L188 254L189 255V257H188V255H187V257H188V262L187 263H185V264H264V157H262ZM32 157V156H31ZM54 157H56V156H54ZM61 157H62V155H61ZM63 157H64V155H63ZM74 157V156H73ZM117 157V156H116ZM160 157V156H159ZM204 157V156H203ZM209 157V156H208ZM216 157V156H215ZM243 157V156H242ZM29 158V157H28ZM34 158V157H33ZM33 158H32V160H33ZM47 158V157H46ZM69 158V157H68ZM113 158V157H112ZM115 158V157H114ZM151 158V157H150ZM218 158V159H219ZM229 158V157H228ZM232 158H234V157H231V159ZM63 160H64V158H62ZM62 159H61V161H62ZM66 159V158H65ZM70 159H71V161L73 160L72 159V157L70 156ZM105 159V158H104ZM199 159V158H198ZM214 159V158H213ZM218 159H216V160H218ZM230 159V160H231ZM235 159H236V157H235ZM234 159V160H235ZM243 159H246V160H243ZM38 160H40L39 158H38ZM42 160V159H41ZM59 160V159H58ZM67 160H69V159H67ZM67 160L65 161L64 160V162H67ZM77 160V159H76ZM201 160H202V158H201ZM221 160V159H220ZM225 160H228L227 158L225 159ZM229 160V161H230ZM233 160V159H232ZM258 160V159H257ZM34 161V160H33ZM50 161V160H49ZM57 161V160H56ZM221 161H223V160H221ZM229 161H228V163H229ZM25 162V161H24ZM24 162H23V165H24ZM27 162V161H26ZM26 162H25V165H27L26 164ZM28 162L30 163V161L28 160ZM27 162V163H28ZM59 163H61L60 162V160L58 161ZM69 162V161H68ZM67 162V163H68ZM111 162V161H110ZM110 162H109V165H110ZM128 162V161H127ZM183 162V161H182ZM201 162H203V161H201ZM206 162V161H205ZM208 162V161H207ZM212 162V161H211ZM216 162H219V161H216ZM224 162V161H223ZM234 162V161H233ZM54 163V162H53ZM58 163V164H59ZM197 163V162H196ZM209 163H210V161H209ZM220 163H222V162H220ZM219 163V164H220ZM225 163V162H224ZM56 164V163H55ZM64 165H65V163H63ZM70 164H71V162H70ZM105 164H106V162H105ZM130 164V163H129ZM226 164V163H225ZM224 164V165H225ZM24 165V166H25ZM61 165H62V163H61ZM68 165V164H67ZM92 165V164H91ZM211 165H213V164H211ZM217 165V164H216ZM232 165V166H231ZM204 166V165H203ZM214 166V165H213ZM213 166L210 168V164H209V168H210V170L213 168ZM61 167V166H60ZM68 167V166H67ZM74 167V166H73ZM92 167V166H91ZM95 167V166H94ZM106 167H107V165H106ZM154 167V166H153ZM199 167V166H198ZM216 166H214V168H215ZM227 167H228V165H227ZM31 169H32V167H30ZM109 168V167H108ZM196 168V167H195ZM208 168V169H209ZM225 168H226V165H225ZM17 169V170H16ZM46 169V168H45ZM57 169H58V167H57ZM19 170H21V169H19ZM27 170V169H26ZM56 170V169H55ZM60 170V169H59ZM58 170V171H59ZM125 170V169H124ZM199 170V169H198ZM215 170V169H214ZM206 171H208L207 169H206ZM205 171V172H206ZM211 171H213V170H211ZM27 172V171H26ZM127 172V171H126ZM199 172V171H198ZM63 173V172H62ZM122 173V172H121ZM128 173V172H127ZM204 173V172H203ZM209 173V172H208ZM212 174L214 173V172H211ZM211 173H209V175H211ZM34 174V173H33ZM51 174V173H50ZM80 174V173H79ZM124 174V173H123ZM126 174V173H125ZM185 174V173H184ZM16 175H17V173H16ZM204 175V174H203ZM216 175H214V176H216ZM63 176V175H62ZM81 176V175H80ZM127 176V175H126ZM205 176H206V174H205ZM208 176V175H207ZM33 177H34V175H33ZM41 177H42V175H41ZM61 177V176H60ZM210 177H212V176H210ZM35 178V177H34ZM38 178V177H37ZM55 178V180H56V177H54ZM77 178V177H76ZM188 178V177H187ZM197 178V177H196ZM208 178V177H207ZM207 178L205 179V183L207 184V182H206V180H207ZM217 178H220V179H218L217 180ZM10 179V180H11ZM16 179V178H15ZM18 179V178H17ZM16 179V180H17ZM60 179V178H59ZM199 179V178H198ZM9 180V181H10ZM13 180V179H12ZM11 180V181H12ZM24 180V179H23ZM197 180V179H196ZM201 180V179H200ZM210 180V182H212L213 180H212V178L211 179H209ZM208 180V181H209ZM0 181V183H2ZM7 181H6V185L8 184V183H10L9 181H8V183H7ZM89 181V180H88ZM146 181V180H145ZM203 181V180H202ZM31 182V181H30ZM36 182V181H35ZM44 182V181H43ZM42 182V183H43ZM47 182V181H46ZM51 182V181H50ZM55 182V181H54ZM198 182L200 183L201 181H199L198 180ZM215 182V181H214ZM214 182L213 183H211L213 186H215V184H214ZM33 183H34V181H33ZM144 183V182H143ZM150 183V182H149ZM16 184V183H15ZM45 184V183H44ZM189 184V183H188ZM191 184V183H190ZM196 184V183H195ZM41 185V184H40ZM203 186H204V184H202ZM211 185V186H212ZM3 184H2V188H3ZM203 186H201V188L203 187ZM208 186H210V184H208ZM208 186H207V188H208ZM0 187H1V185H0ZM22 187V186H21ZM45 187V186H44ZM173 187V186H172ZM181 187V186H180ZM194 187V186H193ZM103 188V187H102ZM200 187H199V189H201ZM211 188V187H210ZM7 189V188H6ZM209 189V188H208ZM12 190V189H11ZM10 190V191H11ZM23 190V189H22ZM21 190V191H22ZM25 190V189H24ZM28 190V189H27ZM214 190H212L213 191V194L216 192V191H214ZM2 191V190H1ZM9 191V190H8ZM29 191V190H28ZM199 191V190H198ZM200 191H202V192H204V194L205 193H207V195H206V197H207V199H209L208 201H211V199H212V193H211V189L210 190H206V188H205V186L200 190ZM198 192V193H200L201 194V192ZM160 192V191H159ZM189 192H190V190H189ZM193 192V191H192ZM196 192V191H195ZM222 192V191H221ZM226 192H224V194L226 193ZM32 193V192H31ZM107 193V192H106ZM105 193V194H106ZM125 193V192H124ZM143 193H145V192H143ZM185 193V192H184ZM223 193V192H222ZM227 193H226V195H227ZM101 194V193H100ZM104 194V195H105ZM109 194V193H108ZM107 194V195H108ZM189 194V193H188ZM218 194H220V193H218ZM52 195V194H51ZM98 195V194H97ZM183 195V194H182ZM190 195V194H189ZM211 195V196H210ZM179 196V195H178ZM194 196H195V194H194ZM194 196H193V199H195L194 198ZM217 196V195H216ZM10 197V196H9ZM36 197H38V196H36ZM102 197H104V196H102ZM169 197V196H168ZM7 198V197H6ZM5 198V199H6ZM50 198V197H49ZM185 198H187L186 196H184L182 199H185ZM197 198V197H196ZM214 198H215V194L213 195V200H214ZM21 199V198H20ZM77 199V198H76ZM103 199V198H102ZM139 199V198H138ZM200 199V198H199ZM198 199V200H199ZM204 199V202H205V197L203 198ZM220 199H223V198H220ZM8 200V199H7ZM6 200V201H7ZM179 200V199H178ZM188 200H189V198H188ZM187 200V201H188ZM191 200H192V197H191ZM219 200V199H218ZM183 201V200H182ZM190 201V200H189ZM195 200H192V202H194ZM0 202H2V201H0ZM22 202H25V201H22ZM29 202V201H28ZM102 202V201H101ZM105 202V201H104ZM174 202V201H173ZM185 202V201H184ZM192 202H190V203H192ZM3 203H4V201H3ZM99 203H100V201H99ZM177 204H178V202H176ZM190 203H189V205H190ZM195 203V202H194ZM198 203V202H197ZM200 203H201V201H200ZM206 203H208L207 201H206ZM212 203V202H211ZM5 204H6V202H5ZM4 204V205H5ZM29 204V203H28ZM40 204V203H39ZM173 204V203H172ZM193 204V203H192ZM191 204V205H192ZM209 204V203H208ZM175 205V204H174ZM185 205V204H184ZM195 204H193V206H194ZM210 205H212V204H210ZM30 206V205H29ZM162 206V205H161ZM177 206V205H176ZM188 206V205H187ZM186 205H185V207H187ZM59 207V206H58ZM76 207V206H75ZM170 207H172V206H170ZM179 207V206H178ZM10 208V207H9ZM183 208V207H182ZM25 209V208H24ZM65 209V208H64ZM171 209V208H170ZM174 209V208H173ZM45 210V209H44ZM186 210H188V209H186ZM259 210H262V212H261V214L259 213ZM189 211V210H188ZM191 211H192V208H191V210H190V215H191ZM196 211H195V213L194 214H197L196 213ZM205 211H207V212H205ZM24 212V211H23ZM31 212V211H30ZM193 212H194V209H193ZM11 213V212H10ZM147 213V212H146ZM187 215L189 214V212L188 213H186ZM193 214V213H192ZM194 214H193V217H191V218H189V219H186V220H191V219H193L195 216H194ZM198 214V215H199ZM206 214V215H205ZM204 215V216H203ZM186 216V215H185ZM1 217V216H0ZM108 217V216H107ZM208 217V216H207ZM4 217H1V219H3ZM34 218V217H33ZM167 218V217H166ZM182 218V217H181ZM186 218V217H185ZM197 218H200V216L199 217H197ZM197 218H194V219H197ZM0 219V220H1ZM16 219V218H15ZM14 219V220H15ZM101 219V218H100ZM203 219L202 218H200V220L203 222ZM5 220V219H4ZM176 220V219H175ZM199 220V221H200ZM70 221V220H69ZM102 221V220H101ZM32 222V221H31ZM198 222V221H197ZM0 223H2V220L0 221ZM6 223V222H5ZM182 223H184V221L182 222ZM186 223V222H185ZM184 223V224H185ZM199 223V222H198ZM204 223H202V224H204ZM58 224V223H57ZM97 224V223H96ZM95 224V225H96ZM106 224V223H105ZM178 224H179V222H178ZM187 224V223H186ZM194 224V223H193ZM200 224V223H199ZM213 224L215 225V226H213ZM54 225V224H53ZM201 225V224H200ZM174 226V225H173ZM176 226V225H175ZM186 226V225H185ZM210 226H213L212 227V229H211V227ZM122 227V226H121ZM179 227V226H178ZM184 227V226H183ZM27 228V227H26ZM88 228V227H87ZM170 228V227H169ZM169 228H167V229H169ZM195 228V227H194ZM61 229V228H60ZM93 229V228H92ZM166 229V230H167ZM176 229V228H175ZM174 229V231H177V230H175ZM79 231V230H78ZM87 231V230H86ZM169 231V230H168ZM173 231V232H174ZM4 232H6V231H4ZM67 232V231H66ZM171 232V231H170ZM198 232V231H197ZM201 232V231H200ZM42 233V232H41ZM71 233V232H70ZM245 233V234H244ZM166 234H168V233H166ZM245 236H244V235ZM2 235V234H1ZM165 235V234H164ZM173 235H174V233H173ZM178 235V236H177ZM244 236V237H240V236ZM3 236V235H2ZM27 236V235H26ZM48 236V235H47ZM51 236V235H50ZM172 236V235H171ZM39 237V236H38ZM45 237V236H44ZM160 237V236H159ZM167 237V236H166ZM23 238V237H22ZM49 238V237H48ZM86 238V237H85ZM101 238V237H100ZM172 238H174L173 236H172ZM174 238V239H175ZM199 238V239H198ZM238 238H241L240 240H237ZM163 239V238H162ZM168 239H170L171 240V238L170 237H168ZM168 239H167V241H168ZM45 240H47V238L45 239ZM169 240V241H170ZM135 241V240H134ZM166 241V240H165ZM173 241H175V240H173ZM173 241H172V243H173ZM178 241L176 242V243H178ZM237 241V242H236ZM46 242V241H45ZM161 242V241H160ZM164 242V241H163ZM168 243V242H167ZM167 243L165 244V243H163V244H165V246L167 245ZM175 243V244H176ZM188 243H186V244H188ZM200 243H202V242H200ZM174 244V243H173ZM179 244V243H178ZM177 244V245H178ZM182 244V243H181ZM183 244H185V243H183ZM182 244V245H183ZM127 245V244H126ZM169 245V244H168ZM168 245H167V247H168ZM195 245V244H194ZM193 245V246H194ZM160 246H163L164 247V245H160ZM172 246V248H176V247H173V245H171ZM175 246V245H174ZM179 246V245H178ZM183 246H185V245H183ZM197 246V245H196ZM1 247V246H0ZM159 247V246H158ZM163 247H160L161 248V251H162V248ZM180 248H182L181 246H179ZM186 247H187V245H186ZM195 247V246H194ZM198 247V248H199ZM126 248V247H125ZM160 248L158 249V250H160ZM165 248V247H164ZM163 248V249H164ZM169 248H167V251L170 253L171 251H169V250H171V249H169ZM183 249H185V248H183ZM200 249V248H199ZM6 250V249H5ZM116 250V249H115ZM154 250H156V249H154ZM157 250V251H158ZM177 250H179L178 248H177ZM181 250V249H180ZM2 251V250H1ZM8 251V250H7ZM157 251H155V252H157ZM166 250H164V252H165ZM173 251V250H172ZM175 251L176 250H174L173 252H174V255H176L175 257H177L179 254H180V252L179 251H176L177 253L179 252V254L177 255L176 253H175ZM184 251V250H183ZM13 252V251H12ZM155 252H154V254H155ZM172 252V253H173ZM46 253V252H45ZM160 253H162V252H157V254H160ZM169 253H168V255H167V257L166 258H168V257H170L169 256ZM184 253V252H183ZM161 255V254H160ZM159 255V256H160ZM165 256H166V253L164 254ZM170 255H171V253H170ZM67 256V255H66ZM163 257V256H162ZM172 257H174L173 256V254H172ZM172 257H170L172 260L171 261H173V263H174V258H172ZM155 258H156V256H155ZM154 258V259H155ZM159 258H160V260H159ZM165 258V257H164ZM165 258V259H166ZM169 258V259H170ZM180 258H182V257H180ZM149 259V258H148ZM154 259H151V261H149V262H152V260H154ZM159 261H160V264H161V261H162V259H161V257H158L157 258ZM165 259H164V261H165ZM168 259V260H169ZM174 259V260H173ZM1 260V259H0ZM177 260V259H176ZM186 260H187V258H186ZM155 261H157V260H155ZM164 261H162V262H164ZM171 261H169V263L168 264H172L171 263ZM178 262H179V256H178V260H177ZM180 261H182L181 259H180ZM184 261V260H183ZM5 262V261H4ZM73 262V261H72ZM148 262V263H149ZM166 262V261H165ZM164 262V263H165ZM168 262V261H167ZM176 262V261H175ZM157 263H158V261H157ZM157 263H155V264H157ZM177 263V262H176ZM150 264V263H149ZM180 264H181V262H180ZM183 264V263H182Z\"/></svg>", "mask_w": 264, "mask_h": 264}]
</instances>
